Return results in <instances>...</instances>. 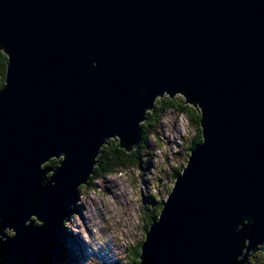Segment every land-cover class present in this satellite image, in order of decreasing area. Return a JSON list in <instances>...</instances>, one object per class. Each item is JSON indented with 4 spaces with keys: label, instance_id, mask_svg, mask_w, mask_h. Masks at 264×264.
<instances>
[{
    "label": "water",
    "instance_id": "1",
    "mask_svg": "<svg viewBox=\"0 0 264 264\" xmlns=\"http://www.w3.org/2000/svg\"><path fill=\"white\" fill-rule=\"evenodd\" d=\"M0 51V264H53L102 148L178 96L202 142L139 264L264 253V0H0Z\"/></svg>",
    "mask_w": 264,
    "mask_h": 264
},
{
    "label": "rangeland",
    "instance_id": "2",
    "mask_svg": "<svg viewBox=\"0 0 264 264\" xmlns=\"http://www.w3.org/2000/svg\"><path fill=\"white\" fill-rule=\"evenodd\" d=\"M159 119L147 128L149 144L140 150L138 166L96 176L80 189L76 216L67 222L61 237L64 259L55 264L132 263L131 254L144 240L149 211L165 202V194L173 188L176 172L186 166L190 143L198 134L176 110ZM79 232L85 242L78 238ZM100 252L106 255L104 261L98 260ZM263 254L253 255L252 264Z\"/></svg>",
    "mask_w": 264,
    "mask_h": 264
},
{
    "label": "trees",
    "instance_id": "3",
    "mask_svg": "<svg viewBox=\"0 0 264 264\" xmlns=\"http://www.w3.org/2000/svg\"><path fill=\"white\" fill-rule=\"evenodd\" d=\"M8 65V58L4 54V52L0 51V90L4 88L6 82V71ZM176 110L179 114L185 115L189 121L191 126L196 127L198 134L195 136L193 141L190 143L189 146V154L190 149L192 150L195 146L202 142V134L200 129V112L197 108L187 105L184 99L181 96H178L174 99L169 97H164L162 99H158L154 110L151 111L148 116L147 120L142 125V142L137 149H134L132 152L128 153L125 150L121 149L117 140L109 141V144L102 148L101 154L98 157V163L95 168V175L92 177H103L108 176L111 174L116 173L119 170L133 168L138 166L140 159L138 158L141 149L148 148V137H147V128L148 126L159 122V118L163 113L169 110ZM60 160L53 159L50 160L45 167L49 169H56L59 166ZM182 169H179L178 172L175 174V178L180 175ZM176 181V179H175ZM172 189L168 191L170 194ZM163 203L160 202L157 210H150L148 218L146 219V232L148 231L149 227L151 226L152 222L156 220L162 210ZM63 239V238H62ZM61 239L60 249L58 251V255L55 258L54 264L58 261V259L62 261L64 259V248L63 242ZM144 241H142L133 251L131 254L132 263L131 264H139V257L141 255V247ZM254 258V256H253ZM252 258V259H253ZM251 259V260H252ZM252 264L253 261H250ZM257 264H264V254L261 257L260 261Z\"/></svg>",
    "mask_w": 264,
    "mask_h": 264
},
{
    "label": "bare ground",
    "instance_id": "4",
    "mask_svg": "<svg viewBox=\"0 0 264 264\" xmlns=\"http://www.w3.org/2000/svg\"><path fill=\"white\" fill-rule=\"evenodd\" d=\"M171 141V140H170ZM171 144H173V141H171ZM145 181H147V180H145ZM112 188V187H111ZM144 188V187H143ZM113 189V188H112ZM145 190V189H144ZM115 194V193H114ZM115 196V195H114ZM119 195H117V197H118ZM104 216V218H105V215H103ZM91 228V227H90ZM81 233L79 232V236L78 235H76V236H78V238L79 239H81L82 240V242H85V239H83L82 237H81V235H80ZM92 236V235H91ZM107 243H108V241H107ZM102 249V248H101ZM102 252V251H101ZM100 252V257L98 258V260H100V261H104L105 260V258H106V255H104V254H102ZM104 252V251H103ZM57 255H58V253H57ZM109 255V254H108ZM107 255V256H108ZM107 264V263H106Z\"/></svg>",
    "mask_w": 264,
    "mask_h": 264
},
{
    "label": "clouds",
    "instance_id": "5",
    "mask_svg": "<svg viewBox=\"0 0 264 264\" xmlns=\"http://www.w3.org/2000/svg\"><path fill=\"white\" fill-rule=\"evenodd\" d=\"M67 224V223H66Z\"/></svg>",
    "mask_w": 264,
    "mask_h": 264
},
{
    "label": "flooded vegetation",
    "instance_id": "6",
    "mask_svg": "<svg viewBox=\"0 0 264 264\" xmlns=\"http://www.w3.org/2000/svg\"><path fill=\"white\" fill-rule=\"evenodd\" d=\"M263 254V253H262Z\"/></svg>",
    "mask_w": 264,
    "mask_h": 264
}]
</instances>
